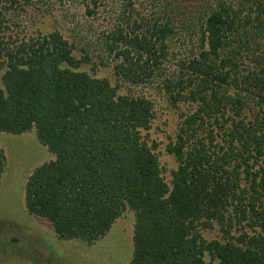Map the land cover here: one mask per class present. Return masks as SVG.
Segmentation results:
<instances>
[{"label":"trees","instance_id":"obj_1","mask_svg":"<svg viewBox=\"0 0 264 264\" xmlns=\"http://www.w3.org/2000/svg\"><path fill=\"white\" fill-rule=\"evenodd\" d=\"M36 1L0 7L26 13ZM66 1L105 14L109 31L81 48L59 31L5 48L0 132L35 128L55 155L26 183L28 213L59 240L93 244L130 209V264H264V0ZM93 53L122 83L160 82L173 105H196L167 146L171 187L144 136L153 102L78 71ZM5 167L0 149V181ZM215 223L225 238L208 242L201 228Z\"/></svg>","mask_w":264,"mask_h":264},{"label":"rangeland","instance_id":"obj_2","mask_svg":"<svg viewBox=\"0 0 264 264\" xmlns=\"http://www.w3.org/2000/svg\"><path fill=\"white\" fill-rule=\"evenodd\" d=\"M108 28L105 14L88 17L84 6L78 2L37 0L26 13L8 12L0 7V47L4 49V53H0V82L7 69L5 48H14L30 37L54 31H59L64 38L81 48L94 41L102 31H109ZM94 46L92 50H99L97 42ZM96 54L93 63L84 64L78 71L108 79L112 86L118 88L120 95L144 97L153 102L155 116L151 129L144 132V136L149 146L155 147L164 179L171 187L172 172L178 168V162L167 152V146L177 140L183 114L193 113L196 105H173L160 82L141 86L122 83L115 77L113 66H102L101 58ZM101 54L107 61V57ZM76 55L80 57L81 52L77 51ZM173 63L167 64V73L176 70L177 62ZM0 149L6 156V167L0 181V264L131 263L135 226L132 210L127 209L108 234L93 244L80 240H59L51 223L29 214L25 205V187L29 177L38 167L54 160L55 155L40 143L35 128L22 135L0 132ZM201 231L208 242L223 241L225 238L216 223L212 228H201ZM205 260L210 261L209 255L206 254Z\"/></svg>","mask_w":264,"mask_h":264}]
</instances>
